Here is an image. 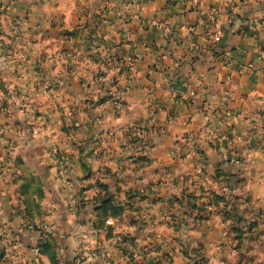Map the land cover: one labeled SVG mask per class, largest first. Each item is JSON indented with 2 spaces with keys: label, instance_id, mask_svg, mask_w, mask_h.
Returning a JSON list of instances; mask_svg holds the SVG:
<instances>
[{
  "label": "crops",
  "instance_id": "crops-1",
  "mask_svg": "<svg viewBox=\"0 0 264 264\" xmlns=\"http://www.w3.org/2000/svg\"><path fill=\"white\" fill-rule=\"evenodd\" d=\"M2 1L20 51L0 68V264L40 236L19 204L30 165L99 264L106 247L264 264V0ZM107 201L112 244L90 228Z\"/></svg>",
  "mask_w": 264,
  "mask_h": 264
},
{
  "label": "rangeland",
  "instance_id": "rangeland-1",
  "mask_svg": "<svg viewBox=\"0 0 264 264\" xmlns=\"http://www.w3.org/2000/svg\"><path fill=\"white\" fill-rule=\"evenodd\" d=\"M7 14V7H4L3 1L0 0V68L3 64H11L13 61H15V51H20L19 31L15 30L14 27L7 26L4 20V16H7ZM3 72L4 71L0 69V86L2 84L4 87L6 82L3 79L4 76L7 75H4ZM136 129L139 131L138 128H135V130ZM18 160L20 165V154ZM17 174L20 175V173ZM22 176L25 180L24 184L26 183V193H24L25 197L20 201L19 204H26L28 208H30L26 210L25 213V217L30 223L28 226H31L32 230L36 232L39 231L40 233L36 245L29 249L30 257L27 258L26 264H86L87 260L90 261L89 264H99L96 262V260L102 262V260H100V258H98L95 253H92V249L89 255L86 254L82 242L80 243L81 236L79 230L76 229L78 222L81 223L82 221L80 218L81 216L79 215L80 211L77 210L76 213L72 215L76 221V224L68 225L69 221L66 215L67 213H65L64 209H61L63 207L54 208L49 200H46L42 173L36 169H33V167L30 165L28 168H24ZM107 202H109L110 205V202L113 201ZM97 208V214L94 216L90 215V228L93 232V236H100L101 229L104 228V230L107 231V233H105V240L112 244L114 242L112 240L116 238L113 239L114 232H111L109 229L112 227L110 218L123 215L124 209L122 206H112V204L110 205L109 209L105 211H99ZM20 214V209H18L16 210L15 215L11 216L10 218L12 220L17 219L21 216ZM73 235L78 237V242L80 244H78L76 240H73V245L70 244L69 241ZM97 239L99 238L97 237ZM94 241H96V239H94ZM41 245L43 247H41ZM34 249H39V253L37 254ZM105 249L106 251L104 253V258H102L105 263L103 264H134L132 262L133 258H130L129 260V255L125 252V249L121 248L118 250V248L113 249L108 247ZM94 250H97L96 246ZM99 250H101V248ZM124 258L126 260L125 262L123 261ZM13 259H20L18 251L17 254L15 253L13 255ZM143 264L158 263H152L149 261L144 262Z\"/></svg>",
  "mask_w": 264,
  "mask_h": 264
},
{
  "label": "built area",
  "instance_id": "built-area-1",
  "mask_svg": "<svg viewBox=\"0 0 264 264\" xmlns=\"http://www.w3.org/2000/svg\"><path fill=\"white\" fill-rule=\"evenodd\" d=\"M227 116H231V113L230 112H227V114H226ZM132 137H134V138H139V137H141V133H140V131H138L137 129L135 130L134 129V132L132 133ZM35 250V252L38 254L39 253V249H34Z\"/></svg>",
  "mask_w": 264,
  "mask_h": 264
},
{
  "label": "trees",
  "instance_id": "trees-1",
  "mask_svg": "<svg viewBox=\"0 0 264 264\" xmlns=\"http://www.w3.org/2000/svg\"><path fill=\"white\" fill-rule=\"evenodd\" d=\"M109 207H110V206H109V203H106V204H104L103 206L99 207L98 210H99V211H105V210H108ZM41 247H43V246L41 245Z\"/></svg>",
  "mask_w": 264,
  "mask_h": 264
}]
</instances>
